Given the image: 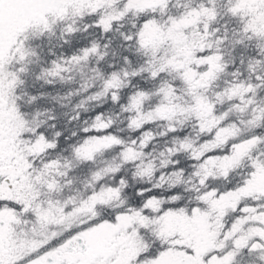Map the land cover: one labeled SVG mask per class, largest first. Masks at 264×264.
<instances>
[{
  "label": "snow or ice",
  "instance_id": "1",
  "mask_svg": "<svg viewBox=\"0 0 264 264\" xmlns=\"http://www.w3.org/2000/svg\"><path fill=\"white\" fill-rule=\"evenodd\" d=\"M0 264H264V0H0Z\"/></svg>",
  "mask_w": 264,
  "mask_h": 264
}]
</instances>
